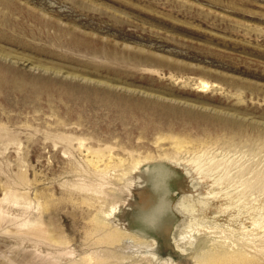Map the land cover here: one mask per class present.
<instances>
[{
    "label": "rangeland",
    "instance_id": "rangeland-1",
    "mask_svg": "<svg viewBox=\"0 0 264 264\" xmlns=\"http://www.w3.org/2000/svg\"><path fill=\"white\" fill-rule=\"evenodd\" d=\"M209 248L264 264V0H0V264Z\"/></svg>",
    "mask_w": 264,
    "mask_h": 264
},
{
    "label": "bare ground",
    "instance_id": "bare-ground-1",
    "mask_svg": "<svg viewBox=\"0 0 264 264\" xmlns=\"http://www.w3.org/2000/svg\"><path fill=\"white\" fill-rule=\"evenodd\" d=\"M206 85H207L206 83H203L204 87H206ZM150 168H148V174L150 177L149 184L152 187V189L156 192L155 194L157 195V199L152 207H150L147 210H144L142 213L140 212L141 214L139 216V220L141 221L142 229L161 227L165 220L164 218L166 217V215H168L167 213L170 209V199L171 198L168 196L171 190V185H170L171 184L170 183L171 174H169L167 170L161 165L159 166L157 165L153 167L152 169ZM198 205L203 206L206 204L200 203ZM198 205H196L195 202H191L189 200L188 201L185 200V204H184L185 208L190 211H192L193 209H196ZM202 210L203 208H201V211ZM204 225L205 224H203L202 222L200 223L196 222L195 225H192V226H204ZM131 233H133L134 235L145 237L149 241L152 240L153 241L152 243L154 244L155 239L149 237V234L147 232H143L140 230L139 231L137 230L135 232L133 230V232ZM119 236H122V232L109 233L105 239L107 241H115L117 238H119ZM121 238L122 237H120V240ZM149 248H150V245H149ZM234 253L235 252H233L230 255H226L225 253H217L215 249H212V248L206 249L204 251L201 250L199 254V258H198V263L200 264H233V263L238 264L239 262H242L246 259V257H244L243 255L234 254Z\"/></svg>",
    "mask_w": 264,
    "mask_h": 264
}]
</instances>
